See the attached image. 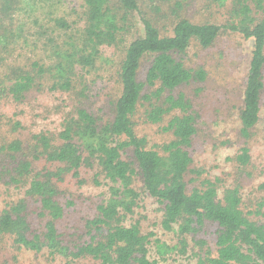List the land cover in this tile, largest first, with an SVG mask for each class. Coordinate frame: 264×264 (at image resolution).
Segmentation results:
<instances>
[{"label": "trees", "instance_id": "trees-1", "mask_svg": "<svg viewBox=\"0 0 264 264\" xmlns=\"http://www.w3.org/2000/svg\"><path fill=\"white\" fill-rule=\"evenodd\" d=\"M31 1L35 2L0 0V68L4 66L0 100L12 104L10 113H0V182L24 189V197L0 212V237L8 236L17 249L61 258L65 264H80L82 260L92 264H167L173 251L189 257L190 237L195 243L197 264H264V223L250 219L243 211L237 187L226 188L220 196L216 184L205 180L201 187L188 190L187 177L195 172L190 147L198 131L199 114L184 91L175 93L184 85L208 78L204 66L188 67L180 58L193 42L208 48L227 29L252 39L240 111V132L246 138L251 136L260 119L264 88V19L253 14L252 4L263 10L264 0L234 1L231 14L235 18L223 25L180 16L188 0H173L171 12L177 20L172 34H162L143 13L144 33L129 43L120 64L121 93L114 103L112 120H100L78 103L66 114L57 133L41 131L26 141L15 136L23 128L17 116L28 95L45 88L72 94L78 71L93 69L105 47L118 43L128 14L140 10L142 0H83V24L76 26L56 10L47 11L49 29L34 20L40 25L36 34L46 37L49 55L26 69L7 59L15 46L27 41L23 36L27 21L19 20V26L15 16L19 12L27 15ZM151 1L156 2L155 10L161 11V5L169 0ZM215 1L219 5L226 2ZM41 2L43 6L46 3ZM60 2L50 0L49 8ZM119 10L124 11L120 17ZM49 30L51 34L47 35ZM145 60L149 65L142 80L139 74ZM141 106L145 107L147 122L157 124L170 117L163 129L172 132V140L148 146L147 137L140 136L135 128ZM129 149L135 161L126 157ZM238 162H250L247 147L242 149ZM95 165L109 181L108 196L96 207L94 217L86 220V240L69 244L63 239L59 223L75 202L59 198V182L70 176L84 184L83 169ZM137 175L144 192L164 205L161 226L175 232L174 245L153 229H145L142 218L133 217L142 195L134 186ZM94 182L102 184L97 177ZM260 188L264 189V182ZM30 199L41 209L43 221L38 228L32 227L29 220ZM210 222L218 226L213 244L198 237Z\"/></svg>", "mask_w": 264, "mask_h": 264}, {"label": "rangeland", "instance_id": "rangeland-1", "mask_svg": "<svg viewBox=\"0 0 264 264\" xmlns=\"http://www.w3.org/2000/svg\"><path fill=\"white\" fill-rule=\"evenodd\" d=\"M45 1L44 6L41 0H35L34 3L31 1V10L27 15L22 12L16 14L15 21L18 20L16 23L19 26V20L27 21L23 31L27 41H21L12 49L13 54L7 62L31 69L32 62L47 59L49 54L46 37L36 34V29H40V25L34 20L38 19L49 29L45 16L47 11L56 10L59 15H65L69 20L74 21L75 26L77 23L83 24V20L80 19L83 0H61L55 8H49L50 0ZM234 1L236 0H226L224 5H219L215 0H188L180 16L194 22L223 25L235 18L231 14ZM173 2L169 0L160 4L161 11H156L154 8L156 2L142 0L140 10L128 14V20L124 23L126 29L120 32L118 43L112 47H105L103 56L93 69L78 71L72 94L49 88L30 93L25 105L19 110L17 117L22 121L23 128L15 137L29 141L34 133L41 131L57 133L66 114L70 113L69 111L78 103L88 108L100 120H112L114 103L121 93V85L118 81L120 64L129 43L144 33L143 13L154 21L162 34H172L177 20V16L171 12ZM252 7L253 14L264 19V9L258 10L253 4ZM119 13L120 17L124 11L119 10ZM28 28L30 32H27ZM50 34L51 30L47 35ZM252 48V39H247L241 33L229 29L222 31L215 43L208 48L193 42L189 51L180 58L188 67L204 66L208 71V78L202 83L184 85L175 93L184 91L199 114L198 131L190 147L193 157L192 168L195 172L187 177L188 190L190 191L194 186L201 187L205 180L216 184L220 196L226 188L237 187L242 198L243 211L250 219L264 223V206H261L264 189L260 188L264 182V88L258 124L252 129L248 138L240 132V111L244 106V90ZM148 65L149 61L145 60L139 79L145 78ZM2 71L4 66L0 68V73ZM199 87L202 89L197 92L196 89ZM11 107L12 104L7 103L6 99L0 100V113L4 111L10 113ZM144 111L145 107L141 106L135 116V128L140 136L147 137L148 146H159L174 138L171 131L163 129L167 125L169 116L163 122L153 124L146 121ZM245 147L249 149L250 162L242 165L238 162V156ZM126 157L135 161L131 149L128 150ZM38 165L41 166L42 162ZM99 172L97 165L84 168L85 182L81 185L70 176H67L64 182H59V198L63 202L68 200L75 202L59 223L63 239L69 244L86 240L85 222L94 217L97 213L96 207L108 196L109 181ZM94 177L100 179L102 184H96ZM134 186L142 195L140 206L136 208L133 217L142 218L145 229H153L164 241L174 245L177 241L175 232L165 231L161 226L164 205L144 192L139 175L134 179ZM21 197H24L23 188L10 187L7 183L0 182V212ZM259 210L261 213H258ZM39 212H41L39 204L34 199H30L28 215L32 227L38 228L42 225L43 218ZM217 228L215 223H207L198 237L207 238L213 244ZM190 241L188 258L173 251L166 263L197 264L193 238L190 237ZM0 262L2 264H65L61 258L17 249L8 236L0 237ZM80 264L92 263L90 260H82Z\"/></svg>", "mask_w": 264, "mask_h": 264}]
</instances>
